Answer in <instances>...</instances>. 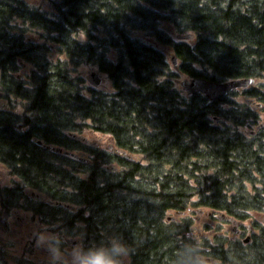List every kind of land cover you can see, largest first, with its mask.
Here are the masks:
<instances>
[{"label": "trees", "instance_id": "obj_1", "mask_svg": "<svg viewBox=\"0 0 264 264\" xmlns=\"http://www.w3.org/2000/svg\"><path fill=\"white\" fill-rule=\"evenodd\" d=\"M50 6L46 14L22 0H0V86H8L17 59L34 68L26 83L8 88L24 101L25 114L0 110V165L33 196L20 186L0 189V216L31 213L66 241L78 238L80 257L119 235L129 247L126 264H264V228L244 243L234 231L231 239L196 237L190 219H175L205 208L207 221L236 223L239 233L244 219L264 211V126L247 141L219 124L254 125L259 114L252 112L264 113V83L259 91L242 89L255 99L250 113L223 109L232 101L227 96L208 102L175 87L178 75L214 82L264 77V0ZM30 29L60 45L71 63L95 65L112 93L81 89L66 61L24 40ZM96 135L108 142L103 150L85 145ZM44 146L90 157L79 161Z\"/></svg>", "mask_w": 264, "mask_h": 264}, {"label": "rangeland", "instance_id": "obj_2", "mask_svg": "<svg viewBox=\"0 0 264 264\" xmlns=\"http://www.w3.org/2000/svg\"><path fill=\"white\" fill-rule=\"evenodd\" d=\"M28 6L38 7L40 11L46 14L51 11L50 1L51 0H22ZM14 24L21 26L23 29V24L15 21ZM24 40L31 41L38 46H43L46 49L45 54L49 59H60L67 62L68 72L70 77L74 79H79L81 81V89L83 87H88L92 89L95 93L100 92L103 94H111L112 88L109 79L102 73H100L95 65H86L83 62L71 63L65 56V53L53 40H50L42 31L36 29H30L25 31ZM135 36L141 38L143 33H135ZM76 39L85 42L86 39L81 34L75 35ZM43 51V52H44ZM109 52V57H111ZM165 58L166 55H165ZM168 60V59H167ZM169 64V62L167 61ZM170 65V64H169ZM177 68V62L174 69ZM31 64L22 62L20 59L15 61V70L11 72L10 81L7 82L8 86L6 89L0 86V110L8 111L18 117H22L24 113V101L12 95L8 92V88L11 86L12 81L18 83H26L27 77L33 70ZM96 73L99 78V84L93 86L90 83V74ZM89 78V80H88ZM185 79L182 75H178L175 81V87L180 91L178 82ZM253 82L244 89H255L259 91V85L264 83V77L260 79H252ZM83 82V83H82ZM233 95L227 96L231 103H223L221 107L226 109V107H234L237 111H245L250 113L254 111L250 102L251 100L248 96H244L243 90H236ZM259 114L258 121L253 125L250 119H246L245 125L235 126L227 120H220L219 124L229 126L231 131L236 132L239 136L243 137L247 141H251L255 138L257 131V126H264V113L252 112ZM248 115V114H247ZM251 122V123H250ZM252 132V134H251ZM100 147L95 146L97 140ZM261 144L264 146V135L260 138ZM105 137H100L99 135L90 138V142L85 145L88 147H93L94 149H104L108 144L105 141ZM96 141V142H95ZM254 141V140H253ZM74 153L80 155L82 158L89 159V155L85 152L73 151ZM131 155L132 159L135 161L140 160V156L135 154L127 153ZM111 166V165H110ZM112 167V166H111ZM247 189L250 188L249 184H246ZM14 186H20L22 192L33 196V192L22 187L15 178H13L9 171L0 165V189L10 188ZM200 209V213H196ZM16 210L8 211L5 216H0V264H77L80 259V247L78 245V238H71L70 242L66 243V238L62 235V232H55L54 226H47L39 222V220L29 212H23ZM208 209L205 208H188L183 213L181 217L175 218L177 222H182L183 220L190 219L192 223L189 226L190 231L194 232L196 237L206 236L211 233H219V236L225 237L226 239H231L233 234L232 231L236 228L230 221L216 222L210 219L207 221L206 216ZM1 214V212H0ZM25 217V218H24ZM250 218L244 219L242 225L239 227L243 231V235L237 238V241L242 242L245 235H249L250 239L252 235H257L260 229L264 228V211L259 212L258 215L250 214ZM60 245V248L57 246Z\"/></svg>", "mask_w": 264, "mask_h": 264}, {"label": "water", "instance_id": "obj_3", "mask_svg": "<svg viewBox=\"0 0 264 264\" xmlns=\"http://www.w3.org/2000/svg\"><path fill=\"white\" fill-rule=\"evenodd\" d=\"M169 61L172 67L175 68L176 61L174 57L169 56ZM90 78H91L90 83L93 86H97L99 84V78L96 73H91ZM252 82L253 80L248 78L231 79L224 82H214V81L206 80L201 77H193V78L182 79L181 81L178 82V85L187 96L199 94L204 96V98L208 102H213L220 99L221 97L226 96L232 90L246 88ZM37 143L39 145L41 144L40 142ZM44 147L47 150H52L57 153H62L63 155H67L69 157L78 159L79 161H84V162L86 161L85 159L78 157L74 153L62 151L61 149L53 148L51 146H44ZM244 242H246V240H244Z\"/></svg>", "mask_w": 264, "mask_h": 264}, {"label": "clouds", "instance_id": "obj_4", "mask_svg": "<svg viewBox=\"0 0 264 264\" xmlns=\"http://www.w3.org/2000/svg\"><path fill=\"white\" fill-rule=\"evenodd\" d=\"M128 255L127 243L114 235L104 243L83 249L79 264H126Z\"/></svg>", "mask_w": 264, "mask_h": 264}, {"label": "flooded vegetation", "instance_id": "obj_5", "mask_svg": "<svg viewBox=\"0 0 264 264\" xmlns=\"http://www.w3.org/2000/svg\"><path fill=\"white\" fill-rule=\"evenodd\" d=\"M6 217V216H5ZM25 218V217H24ZM238 228H239V225H238ZM239 230V233L237 234V236L236 237H239V236H241V235H243V232L240 230V229H238ZM234 232H237V231H234ZM247 236V235H246ZM66 243H72V244H74L73 242H70V240H67L66 241Z\"/></svg>", "mask_w": 264, "mask_h": 264}]
</instances>
